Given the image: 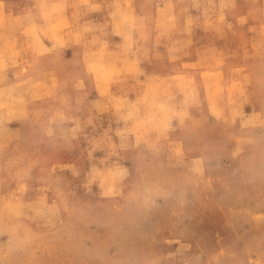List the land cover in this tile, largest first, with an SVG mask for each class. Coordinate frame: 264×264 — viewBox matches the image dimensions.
I'll use <instances>...</instances> for the list:
<instances>
[{"label":"rangeland","instance_id":"374dc122","mask_svg":"<svg viewBox=\"0 0 264 264\" xmlns=\"http://www.w3.org/2000/svg\"><path fill=\"white\" fill-rule=\"evenodd\" d=\"M0 264H264V0H0Z\"/></svg>","mask_w":264,"mask_h":264}]
</instances>
